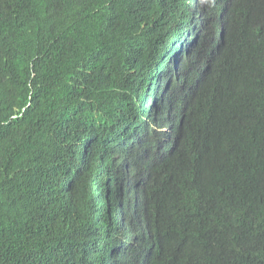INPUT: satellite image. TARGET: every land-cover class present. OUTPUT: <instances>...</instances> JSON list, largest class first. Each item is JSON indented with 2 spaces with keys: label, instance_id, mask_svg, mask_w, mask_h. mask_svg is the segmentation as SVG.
<instances>
[{
  "label": "trees",
  "instance_id": "1",
  "mask_svg": "<svg viewBox=\"0 0 264 264\" xmlns=\"http://www.w3.org/2000/svg\"><path fill=\"white\" fill-rule=\"evenodd\" d=\"M191 1L0 0V264H264V0Z\"/></svg>",
  "mask_w": 264,
  "mask_h": 264
},
{
  "label": "clouds",
  "instance_id": "2",
  "mask_svg": "<svg viewBox=\"0 0 264 264\" xmlns=\"http://www.w3.org/2000/svg\"><path fill=\"white\" fill-rule=\"evenodd\" d=\"M209 0H192L191 1V9L192 12L197 13L198 12V18L197 19H201L203 21V23L205 22L204 20L207 19V12H208V8L209 5L208 4ZM208 20H209V16H208ZM193 40H192V36L190 35L189 39L187 40V43H185L183 46L180 47L181 51H183L182 53H191L192 49H193Z\"/></svg>",
  "mask_w": 264,
  "mask_h": 264
},
{
  "label": "bare ground",
  "instance_id": "3",
  "mask_svg": "<svg viewBox=\"0 0 264 264\" xmlns=\"http://www.w3.org/2000/svg\"><path fill=\"white\" fill-rule=\"evenodd\" d=\"M154 182V181H153ZM156 184V183H155Z\"/></svg>",
  "mask_w": 264,
  "mask_h": 264
}]
</instances>
